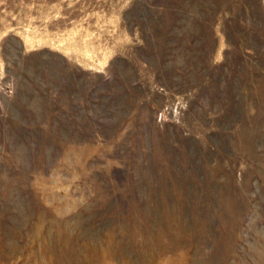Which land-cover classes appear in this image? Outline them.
Masks as SVG:
<instances>
[{"label": "rangeland", "instance_id": "1", "mask_svg": "<svg viewBox=\"0 0 264 264\" xmlns=\"http://www.w3.org/2000/svg\"><path fill=\"white\" fill-rule=\"evenodd\" d=\"M0 264H264V0H0Z\"/></svg>", "mask_w": 264, "mask_h": 264}]
</instances>
